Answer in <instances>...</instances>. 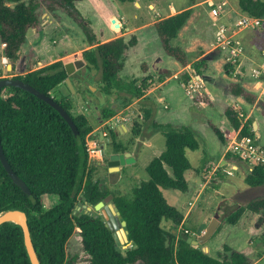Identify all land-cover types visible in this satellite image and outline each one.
I'll list each match as a JSON object with an SVG mask.
<instances>
[{"label": "trees", "instance_id": "trees-1", "mask_svg": "<svg viewBox=\"0 0 264 264\" xmlns=\"http://www.w3.org/2000/svg\"><path fill=\"white\" fill-rule=\"evenodd\" d=\"M43 1L55 3L71 14H78L75 4L80 0H0V44H4L0 58L6 57L12 70L19 62L18 52L26 42L27 31L41 23ZM237 1L241 13L264 17V0ZM189 15L190 9H186L152 24L164 53L181 67L188 64V58L180 47L172 44V39L178 35ZM262 27L264 35V25ZM88 39L90 47L82 51L84 65L69 75L74 88L81 73L87 75L94 69L101 84L100 89L108 95L112 91L119 93L122 106L142 95L145 78L137 85L135 82L126 83L119 77L126 51L137 44V37L131 35L126 40L123 36H117L106 41ZM205 65L204 60L192 63L199 77ZM33 67V62L29 61L22 73L12 77L23 80L58 101L78 129L75 135L57 110L32 93L15 86L1 89V145L11 168L24 181L30 193H25L13 182L0 161V212L20 209L26 213L31 240L40 264H251L249 256L227 244H223L212 255L201 249L199 244L188 243L180 236L181 231L189 236L191 234L183 223L181 210L167 202L161 189L182 192L188 189L184 173L192 166L186 150L199 148L198 140L189 126H162L165 148L147 164L149 180L133 186L130 197L115 194L93 177L98 165L105 159H88L86 138L93 133L94 127L84 114L72 113L74 105L59 88L61 84L67 87L65 79L68 75L64 62L56 60L36 69ZM224 67L227 73L233 70L229 63L225 62ZM189 77L187 72L182 73L183 82ZM67 90L71 93L68 87ZM230 91L233 96L242 97L248 104H253L256 99L255 93L247 90L239 81L231 83ZM200 98L208 101L206 97ZM143 112L145 120L151 118L149 107H143ZM223 112L238 138H254L253 121L245 119V111L240 112L226 104ZM115 113L116 109L104 107L96 121L103 122ZM261 114L264 116V104ZM208 124L223 142L221 129L211 121ZM153 126L160 125L153 122ZM110 138L113 141V152L127 149L125 143L115 144L113 131H110ZM230 157L238 161L236 155L227 152L226 158ZM238 164L242 163L238 161ZM247 169L244 181L248 186L257 187L264 183L262 165ZM219 170L221 167L214 174ZM207 172L208 168H200L199 173ZM109 194L113 196V202L126 222L130 246L124 252L116 246L114 234L106 226L102 214L92 216L75 209L82 199L83 203L95 205ZM44 197L54 202L45 207ZM245 212L259 214L264 220V196L238 205L224 220L235 224ZM162 220L171 222L169 230L161 226ZM76 228L83 261L77 254L67 255L65 250L66 242ZM0 264H31L24 246L22 229L16 223L0 224Z\"/></svg>", "mask_w": 264, "mask_h": 264}, {"label": "rangeland", "instance_id": "rangeland-1", "mask_svg": "<svg viewBox=\"0 0 264 264\" xmlns=\"http://www.w3.org/2000/svg\"><path fill=\"white\" fill-rule=\"evenodd\" d=\"M193 1L80 0L75 4L78 14H71L69 10L55 3L43 1L41 23L27 31V39L18 52L19 62L15 68L12 70L9 60L4 63L2 58H0V77H11L22 73L29 61L33 62L34 66L38 68L56 60H61L65 63L76 58H82V51L90 47L88 38L104 41L113 36V34L120 35L125 33L123 37L128 40L131 35L136 36V23L146 21L144 18L149 15L146 12L149 3H156L157 6L164 7L170 3L175 6L189 5ZM213 1L220 2L222 0ZM225 1L228 3V12L222 20L226 19V22H229V20H234L241 11L237 0ZM203 8L209 13L206 4H203ZM191 21L194 23V20ZM204 21L201 29L198 26L197 30L200 32H197L196 29L184 30L186 33L184 38L190 39L194 34L197 35L198 33L201 37L209 40L203 45V49L209 51V53L206 65L202 68L203 74L200 76L202 90L199 94L197 92L194 97H188L184 90L175 84V80L178 79L170 80L161 89L160 96L164 102H169L170 98L173 99L172 108H170V111L162 110L168 109V107L165 108L166 106L163 107L165 104L159 103V106L162 107L161 111H163L160 112V116L152 112L151 118L145 120L143 107H147L146 105L148 104L145 99L152 102L155 101L150 95L145 96L142 101L132 99L131 102L122 106L119 93L112 91L109 95L105 94L100 89L101 84L97 80L98 76L95 74L96 71L94 69L87 75L85 72L80 74V79L75 81L76 88H74L75 91L73 93L71 91L69 93L64 84H61L59 88L74 105L72 113L74 115L84 114L87 117L94 127L93 133L103 122L109 120L96 121V117L100 115L104 107L116 109L114 116L120 120L117 122L116 128H113L115 131L121 124L127 126L128 130L119 133L114 142L115 144L122 142L127 145L132 142L134 147L137 145V152L131 156L133 160L120 164L117 170L111 172L107 162L109 155L113 152V141L110 142L108 136L104 157L106 162L104 161L98 165L93 176L99 179L111 192L124 197L131 196L133 186L149 180L146 166L154 156H157L165 148V137L162 134V126H164L162 122L166 121V116L163 115L165 112L169 111L168 113L172 114L176 111L174 112L176 121L180 122L181 126H189L191 129L196 127L198 129L196 139L198 140L199 148L193 151L186 150V156L192 166V169L184 173V176L187 177V191L182 192L175 189L162 188V194L169 204L176 205L181 210L183 223L192 237L200 235L201 230H205L210 223L214 213L218 212V232L212 236L209 242H206V245L205 243L201 244V249L204 250L207 247L208 252L215 255V252L221 249V245L226 243L235 249L245 252L253 260L254 264H264V220L262 217L259 214H252L249 220V214L243 213L239 218L241 221L238 222L239 227L235 228L236 230L233 233L228 231V226L233 228L235 226H231L232 224L230 225L224 220L225 216L238 205L245 204L250 199L264 196V183L257 187H250L245 183L244 175L248 167L243 161H239L242 163L239 165L240 169H233L230 163L225 164L224 168L232 170L230 175L226 174L222 169L217 174H214L217 169L214 168L215 163L212 164L211 170L206 174L202 175L199 173L200 168L204 164L215 160L224 146L226 148L229 146L230 140L235 134L223 112L226 104L232 105L240 112L245 111L247 114L245 119L256 121L257 128H253V131L255 136L258 137L257 143L264 147V116L261 114L264 102L261 100L257 101L258 91L255 88L257 82L251 78L250 74L252 67L256 64L264 63L263 27L256 30H246L240 34L245 48V57L240 66L234 67L232 71L227 73L224 67L226 62L224 56L218 51L211 49L209 45L212 39L211 28L207 18ZM118 23L120 24L119 27H117ZM199 23L197 21L194 24L199 25ZM84 25L86 27L83 28ZM192 26L193 24L190 28ZM147 27L137 35L138 45L135 44L126 51L123 68L119 72V77L126 83H136V80L141 82L144 79L143 76L147 73L143 92L148 90L153 83L158 82L159 79L148 75L151 71L146 68L151 64L152 54L154 55L158 51L160 53L163 52L154 28L150 25ZM182 42V38L179 35L177 38L172 39L174 44H183ZM2 47L0 44V51ZM148 68L152 67L149 66ZM168 72L169 70L165 73L168 75ZM149 80L151 81L148 82ZM85 81L94 89H91ZM237 81L247 90L255 93L256 99L251 106L242 97L232 95L230 91L231 83ZM166 86L174 87V93L168 91L166 95ZM200 97H206L208 101ZM179 113H183V116H177ZM207 119L221 129L224 136L223 142L210 128ZM154 121L160 126H153ZM133 124H135V127H133ZM95 134L98 135V131ZM52 201L49 197H44L43 205L49 207ZM96 214H101L100 209L96 210ZM245 223H249L247 228ZM161 226L169 230L172 224L168 220H162ZM225 227L227 230H225ZM75 230L66 242V254L69 256L77 254L80 260L83 261L84 256L80 237L77 233L78 228ZM129 246L130 244L124 243L118 245L122 252ZM258 255H263V257L257 258ZM135 264L141 263L137 262Z\"/></svg>", "mask_w": 264, "mask_h": 264}, {"label": "built area", "instance_id": "built-area-1", "mask_svg": "<svg viewBox=\"0 0 264 264\" xmlns=\"http://www.w3.org/2000/svg\"><path fill=\"white\" fill-rule=\"evenodd\" d=\"M205 3L209 9V24L212 29L211 49L222 54L226 63L232 65L233 68L240 66L245 57V48L240 34L246 30L261 28L264 25V17L239 13L234 20L226 22V19L224 21L222 19L228 12L227 1L222 0L220 2H214L213 0H206ZM2 60L4 63L7 62L6 57H2ZM191 72L193 73L190 74L189 79L183 83V90L188 97H194L197 92L199 94L202 90L200 77L196 74L194 69H192ZM250 74L251 78L257 82V86L255 85L258 91L257 101L261 100L264 102V63L256 64L252 67ZM173 76L174 78H178L177 74ZM119 120L120 119L115 116L111 117L96 129L98 133H101L106 142L108 131L116 128ZM95 132L86 138L87 156L89 160L102 161L106 151L105 147L100 144V139ZM257 139V136H254V138L251 136L238 138L235 132L230 140L229 146L226 148V153L228 152L236 155L237 160L243 161L248 168L256 165H262L264 167V147L257 143ZM238 161L231 159L228 163L232 165L233 169H240ZM223 171L228 175L232 173L231 169H223Z\"/></svg>", "mask_w": 264, "mask_h": 264}, {"label": "crops", "instance_id": "crops-1", "mask_svg": "<svg viewBox=\"0 0 264 264\" xmlns=\"http://www.w3.org/2000/svg\"><path fill=\"white\" fill-rule=\"evenodd\" d=\"M205 2H206V0H194L189 5L175 6L174 4L170 3V4H167L164 7H159V6L156 5V3H149L148 10L146 11V12H148L149 15L144 18V19H146V21L141 22V23H139V22L136 23V37H137V35H139V33L142 32V30H144V28H148L147 27L148 25L152 26L153 23H155V22H157V21H159V20H161V19H163L165 17H169V16L177 14L178 12H181L183 10L190 9V15H189L186 23L184 24V26L178 32V35L181 36V38H182V41H183L182 43L183 44H179L178 45V44L172 43L174 46L180 47L186 53L187 58H188V64L186 66H184V67H181L174 59H172L171 57H169L168 55L163 53L164 51L162 53H160L158 51V53H155L154 55L152 54V56H151V64L152 65L150 64L149 66L152 67V68H148L149 66L146 68V69L151 71L150 73H148V75H151L152 77H155L156 79H159V80H158L157 83L156 82L153 83V85L150 86L148 88V90L144 91L142 95H140L138 98H136V101H138V100L142 101V100L145 99V96H148V95L152 96L153 100H155L154 102L148 101L147 99H145L147 101V103H148L146 106L150 108L151 114L153 112V114L160 116V112H163V111H161L162 107L159 106V103L165 104V105H163V107L166 106L165 108L168 107V109H162V110H169L170 111V108H172L171 104L173 102V99L170 98L169 102H166V101L164 102V100L160 96L161 95V91H162L161 89H163V86L165 87V85L168 84L170 82V80L178 79V80H175V84L177 86H180L183 89V83L184 82L182 81V73L183 72H187L188 74H191L192 73L191 70L194 69L192 67V63L197 61V60H204L205 62L207 61V57H208L209 51L203 49V45H205L209 41L208 38L201 37L200 34H198V33H197V35L194 34L192 36V38H190V39L184 38V36L186 34L184 32V30L185 31L186 30L190 31L191 29H196L197 30L199 28L198 26H200V29H201V26L203 27L204 22H205L204 20L206 18H207V21H208V24H209L208 11H206V9L203 8V4H206ZM113 17L116 19L115 16H113ZM191 20H194V23L197 22V21H199L200 23H199V25H196V24L192 23ZM192 24H193V26L190 28V26ZM119 26H120V24H119ZM198 31L199 30H197V32ZM211 33H212V29H211ZM123 34H125V33H123ZM123 34L122 33L120 35H116V34L114 35L113 34V36L109 37L108 39H111V38L116 37V36H123ZM177 36L175 38H177ZM108 39H106V40H108ZM106 40H104V41H106ZM137 42L139 43L138 38H137ZM210 42H209V45H210ZM138 43H137V45H138ZM263 52H264V50H263ZM34 68H36V67L34 66L33 69ZM11 69H12V67H11ZM167 70H169L168 75H167V73H165V72H167ZM146 74L143 76V78H145ZM174 74H178V75L180 74V75L178 76V78H174V76H173ZM150 81L151 80H149L148 82H150ZM136 84L137 85L140 84V80L139 81L136 80ZM173 88L174 87L166 86V88H165L166 95L168 94V91L174 93ZM153 103H154V105H152ZM249 105L251 106V104H249ZM247 106H248V104H247ZM169 111H167V112H165V114H163V115L166 116V121L162 122V123H164V125L181 126L182 124L180 122L176 121V116H175V113H174L176 111H174L172 114L168 113ZM166 113H168V114H166ZM177 116H183V113H179V115H177ZM187 117H189V115H187ZM208 121H209V119H207V123H208ZM154 122L156 124H158L156 121H154ZM125 127H126V129L123 128V127L121 128L122 132H126L128 130L126 125H125ZM192 130H193V132H194V134L196 136V134L198 132V129L195 127L194 129L192 128ZM126 147H127V149L125 151L130 152L131 156L134 153H136L137 150H138L137 145L134 147V145H132L131 143L126 145ZM125 151H123V152H125ZM231 159H232L231 157L230 158H226V146H224L223 150L220 152L219 156L215 160L209 161L208 164H204L203 166L205 168H209L208 171H210L211 168H212L211 167L212 164L215 163L214 168L221 167V169L223 170V169H227V168H224L225 164H227L228 161H231ZM203 174L204 173H202V175ZM185 179L187 180L186 176H185ZM174 206H176V205H174ZM246 214H249V213H246ZM251 217H252V215L249 214V216H248L249 220H250ZM239 221H240V219L235 224H232V225L230 224L231 226H235L234 228L228 226V231L230 233H233V231L236 230L235 228L239 227L238 226V224H239L238 222ZM248 226H249V223H245V227L247 228ZM203 230H201V231L203 232ZM225 230H227L226 227H225ZM209 240L207 242H209ZM223 244H226V243H223ZM205 245H206V243H205ZM222 245H221V248H222ZM230 247L232 249H234V250L240 251L238 249H235L232 246H230ZM204 250L208 251V248L205 247ZM240 252H242V251H240ZM243 253L245 255H247L245 252H243ZM261 257H263V255L262 256L258 255L257 258H261ZM251 264H254L252 259H251Z\"/></svg>", "mask_w": 264, "mask_h": 264}, {"label": "water", "instance_id": "water-1", "mask_svg": "<svg viewBox=\"0 0 264 264\" xmlns=\"http://www.w3.org/2000/svg\"><path fill=\"white\" fill-rule=\"evenodd\" d=\"M117 27H119V24H117ZM84 65V61L82 58H76L74 60H70L64 63V67L66 70V73L68 77L65 79L66 85L69 88V90L73 93L75 91L73 83L69 77L70 74H72L77 69L81 68ZM91 89H94L87 81L85 82ZM5 86H15L18 88H21L25 91H28L35 95L36 97L44 100L46 103H48L50 106H52L55 110L59 112V114L63 117V119L68 123L69 127L71 128L72 132L77 135L78 129L75 125L74 121L72 120L71 116L68 114V112L62 107V105L53 99L51 96L40 92L35 87L31 86L30 84L24 82L23 80L15 77H2L0 78V92L1 89ZM125 128V125L122 124L120 127H118V131L122 133L121 128ZM253 128H257L256 121H253ZM98 137L100 139V144L105 147L106 141L103 139L101 133H98ZM133 158L131 157L130 152H111L108 158V166L110 168V171H115L118 169V166L120 164H123L125 162L132 161ZM0 161L4 167V169L7 171L11 179L15 184H17L21 189L29 194L30 191L24 181L17 176V174L13 171L11 168L7 158L5 157V154L3 152V148L1 145V139H0ZM75 209L80 210L84 213L90 214L92 216L96 215V210L100 209V213L102 214L106 226L113 232L114 238L116 241V246L118 247L119 244H130L128 237H127V230H126V222L122 219L120 212L118 211V208L113 202V196L111 194L105 196L102 201L96 203L95 205L83 203L82 201L78 202L75 206ZM218 212L214 213L213 218L211 219L210 223L207 225L205 230L198 235L197 237L189 236L185 231L180 232V236L186 240L188 243H191L193 245H201L206 243L215 233L216 229L219 226V217ZM4 222H13L18 224L23 233V242L24 246L27 252V255L29 257L31 264H40L39 257L36 253V250L34 248V245L31 240L30 235V229L28 226V218L26 213L23 210L20 209H7L2 212H0V224Z\"/></svg>", "mask_w": 264, "mask_h": 264}, {"label": "flooded vegetation", "instance_id": "flooded-vegetation-1", "mask_svg": "<svg viewBox=\"0 0 264 264\" xmlns=\"http://www.w3.org/2000/svg\"><path fill=\"white\" fill-rule=\"evenodd\" d=\"M86 82V81H85ZM120 127V126H119ZM110 131H113L114 132V134H115V137H117L118 135H119V131H118V128H117V131H115L114 129H110ZM110 131H109V139H110V142H112V139L110 138ZM108 136H107V140H108ZM131 144H132V142H131Z\"/></svg>", "mask_w": 264, "mask_h": 264}]
</instances>
